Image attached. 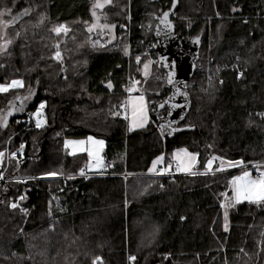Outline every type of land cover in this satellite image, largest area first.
Instances as JSON below:
<instances>
[{
	"label": "trees",
	"instance_id": "16d2710c",
	"mask_svg": "<svg viewBox=\"0 0 264 264\" xmlns=\"http://www.w3.org/2000/svg\"><path fill=\"white\" fill-rule=\"evenodd\" d=\"M2 3L17 13L0 84H22L0 92V113L11 111L0 121V172L28 180L0 183V264H264V202L228 208L226 230L223 196L240 170H206L212 157L264 162V0H179L174 32L199 37L200 47L179 124L192 128L166 138L151 120L128 130L120 111L127 76H140L138 56L154 59L142 90L150 117L168 92L152 33L169 0H111L98 11L92 0ZM93 11L111 31L90 29ZM60 23L73 25L53 33ZM19 92L29 101L18 111ZM41 103L37 127L30 114ZM88 135L104 139L110 166L74 178L86 155L68 153L63 140ZM178 149L195 154L190 173H149L156 157L172 164ZM10 152L17 157L3 170Z\"/></svg>",
	"mask_w": 264,
	"mask_h": 264
},
{
	"label": "rangeland",
	"instance_id": "374dc122",
	"mask_svg": "<svg viewBox=\"0 0 264 264\" xmlns=\"http://www.w3.org/2000/svg\"><path fill=\"white\" fill-rule=\"evenodd\" d=\"M100 3L103 4L102 7H96L94 8V10L96 9L97 11L99 9H102L104 6L108 5L111 0H109V2L105 3L104 0H99ZM97 3V0H92V4ZM2 7H5L4 4L2 3V5L0 6V45H7V41L5 40V31L8 27V25H10L11 22H13L14 20H16V17L14 16L16 13L14 12H10V10L7 8V10H4ZM39 13L41 16H43V12H41L39 10ZM155 15H153L154 18ZM63 25L64 27L59 31H55V29L58 26ZM73 25V23H60V24H56V25H52V32L55 34H61V33H65L68 31V29L70 28V26ZM23 26V25H22ZM108 26V27H106ZM95 27V28H94ZM96 28H106L105 30L107 31H111V27L105 23V21L102 20L101 17H99L98 14L95 15V17H93V22L90 25V29H96ZM110 34V33H108ZM7 47V46H6ZM6 47H3L1 50H5ZM147 54L148 52L145 51ZM143 53L142 55L146 54ZM148 56V55H147ZM139 57V59H137ZM136 58V63L139 64V77L136 78L132 75H128L127 79H126V85H125V91L128 94L131 91H142L143 90V83L144 81L151 75L152 71H154L153 69V58H149V57H144L142 62H141V56H138ZM156 62V61H155ZM147 64V68H145V65ZM10 83H5V84H0V85H10ZM129 89H131V91H129ZM26 96V93L24 92H19V95H15V99L17 103V107L19 109H22L29 101V99ZM19 97V98H17ZM40 106V105H39ZM38 106V107H39ZM155 110V109H154ZM1 112V111H0ZM120 115L123 117L124 113H125V103L123 104V107L120 111ZM32 118L34 119V122L37 126V121L39 120L41 125H43L44 123V118H43V108L41 109L40 113L37 114V109L34 113L31 114ZM0 117H3L2 114L0 113ZM124 118V117H123ZM1 121V120H0ZM92 137L93 140H99V141H103L104 139L99 138V137H95V136H91L88 135L87 137L84 138H65L63 140V148L70 154H76V153H84L86 155V161L84 163V170L87 172H99L102 171V169L104 168V159L102 156V152H103V148H104V143L103 146L100 145H95L92 141H89L88 138ZM69 142L67 145L65 142ZM83 141V143H79ZM83 148L85 149L84 151H79L78 149ZM91 149L93 151V155L90 157L88 154V150ZM8 156V154H7ZM17 157V154L15 152H10L9 156L5 158V166L3 168V170H6L8 168V166L10 165V162L12 160H14V158ZM98 157H99V163H98ZM3 159V158H2ZM1 159V160H2ZM0 160V161H1ZM210 161V159L206 162V170L208 171H214L215 169L217 171H224V170H229V169H239L240 172L237 173L234 177L240 176L243 172L248 171L251 175L252 178H256L258 176V172H257V167L259 166L261 171H264V162H258V161H254V162H250V163H235L237 161H233L232 164H230V161H224V162H216V161H212L211 166H208V162ZM168 168H166V171L162 174L164 175H175L177 173H173L175 172V170H177V165L173 162L172 164H168ZM193 168V166H192ZM191 168V170H192ZM190 170V172H191ZM81 171V170H80ZM80 171L77 173V175H71L72 177H88L89 173H84V174H80ZM190 172H185V173H180V174H186V173H190ZM3 174V172H0ZM5 174H3V178L0 179V183H5L6 182H11V181H21V182H26L28 180V178L26 177H20V176H7L4 177ZM71 177V178H72ZM56 177H54L55 179ZM233 178V177H232ZM232 178L229 181V186H228V192L225 193V195L223 196V205H226L227 207H223V214H224V225H226V220H225V212H227L228 208H231L233 206H235L237 203L243 202V201H249L246 199H239L237 198V195L234 191V186L230 183L232 181ZM22 198V196H18L16 201L10 203V205L12 204H16L18 203V201H20ZM54 203L57 204L58 200L57 198H54ZM251 203H260V202H264V201H260V202H256V201H249ZM58 206L61 208L60 203L58 204ZM32 260V259H31ZM31 264V263H30Z\"/></svg>",
	"mask_w": 264,
	"mask_h": 264
},
{
	"label": "water",
	"instance_id": "95a60500",
	"mask_svg": "<svg viewBox=\"0 0 264 264\" xmlns=\"http://www.w3.org/2000/svg\"><path fill=\"white\" fill-rule=\"evenodd\" d=\"M169 1L171 2L170 7L160 14L153 26L152 33L155 40L153 49L156 54V65L164 70V88L168 92L156 104V112L152 115L151 120L163 138L192 128L179 124L191 108L187 84L196 70L200 47L199 37H180L175 34L172 17L178 7L179 0H176L175 5L172 0ZM165 12H168L167 18L164 17ZM170 78L171 83H169ZM162 110L163 114H160ZM9 113L7 117L11 114ZM160 125H164L163 132L159 129ZM212 158L222 162L218 157Z\"/></svg>",
	"mask_w": 264,
	"mask_h": 264
},
{
	"label": "snow or ice",
	"instance_id": "6c2138e0",
	"mask_svg": "<svg viewBox=\"0 0 264 264\" xmlns=\"http://www.w3.org/2000/svg\"><path fill=\"white\" fill-rule=\"evenodd\" d=\"M104 2L107 3V2H109V0H104ZM172 2H173V5L176 4V0H172ZM102 6H103V4L100 3L99 0H97V3L93 4V9L96 7H102ZM92 15H93V17H95V15H96L95 11L92 12ZM167 16H168V12H165L164 17L167 18ZM170 26L171 25L169 24V27ZM63 27H64L63 25L58 26L55 29V31L59 32ZM106 27H108V26H106ZM196 39H198V38H196ZM3 47H6V44L0 45V49H2ZM125 51H127V49H125ZM54 55H55V58H57V59L60 58L59 52H56ZM137 59H139V57ZM145 68H147V64L145 65ZM171 82L172 81L170 78L169 83H171ZM21 84H22V82L20 80H13L10 85H0V92H5L8 90V88L15 87V86H18ZM109 87H111L110 82H109ZM129 91H131V89H129ZM137 99L141 102V105H140L139 110H138V114H139L140 119H139V122L133 123V125L131 127H143L144 124L148 120L147 112H146V110L143 106V103H142L143 102V96H141ZM43 106H44L43 103H41V105L37 108V114L40 113ZM17 110L19 111L20 109H17ZM114 115H115V113H114ZM261 115H264V113H262ZM0 120H3L4 123H6L7 122V116L5 115L3 117H0ZM40 126H41V123L38 120L37 121V127H40ZM131 127H130V130H131ZM159 129L161 130V132H163L164 125H160ZM168 134L171 135V133H168ZM88 140L92 141L95 145H100V146H103V143H104L103 141L93 140L92 137H89ZM65 143L67 145L69 142L66 141ZM79 143H83V141H81ZM22 148H23V145H21V149ZM78 150L84 151L85 149L80 148ZM179 151L180 152H186L187 150L186 149H180ZM88 154L91 157L93 155V151L91 149H89ZM2 155L3 154L0 153V156H2ZM188 155L191 157V159L188 162H185L182 158L179 157L178 154H174L175 158L178 161L177 171L190 172L191 167L196 162V160H195V154L189 153ZM162 159H163L162 156L157 157V160H154L153 164L155 165L157 163V161L162 160ZM98 163H99V157H98ZM229 163L232 164L233 162H229ZM235 163L242 164L243 161H237ZM211 164H212V161L210 160L208 162V166L210 167ZM256 167H257V172L259 173L256 178H252L248 171L243 172L240 176L232 178V181L230 183L234 186V191L237 195L238 200L239 199H246L249 201H256V202L264 201V171H261L259 166H256ZM152 171H153V168H149V172H152ZM58 174L59 173H56V172H49V173H45L44 175L45 176H56ZM81 174H83V169H81ZM192 174H195V173H192ZM2 175L3 174L0 173V176H2ZM10 206L15 208L17 205L14 203ZM222 207H227V206L222 204ZM22 211H26V210L22 209ZM181 219H184V217H181ZM225 220L227 221V212H225ZM225 229L227 230V224L225 225ZM134 259H135L134 256L129 257V260H134ZM100 260H101L100 257H96L93 260V264H97V261H100Z\"/></svg>",
	"mask_w": 264,
	"mask_h": 264
},
{
	"label": "crops",
	"instance_id": "0c3cea01",
	"mask_svg": "<svg viewBox=\"0 0 264 264\" xmlns=\"http://www.w3.org/2000/svg\"><path fill=\"white\" fill-rule=\"evenodd\" d=\"M141 96H143V102L142 103H143V106H144V108H145V110L147 112V116H148V120L144 124V126H146L148 124V122L151 120V117H150V112H151L150 103L148 102V100H147L146 96L144 95V93L142 91H131V92H129L127 94V97H126V100H125V113L123 115V117L126 120V123H127V126H128V130H130V127L133 125V123L139 122L140 117H139V114H138V110H139V107L141 105V102L137 98H139ZM138 128H142V127H131V130L138 129ZM179 150L180 149L173 151L172 156H171L172 162H174L176 165H177L178 161L175 158L174 154H178L179 157L182 158L185 162H188L191 159V157L188 154L189 153L193 154V153H191L188 150L186 152H180ZM6 156H7V154H6ZM8 156H9V154H8ZM161 156L163 157V155H160L158 157H161ZM154 160H157V157ZM153 161H152V163H151V165L149 167V168H153V171L149 172L150 174H162V173H164L166 171V168L169 167L168 164H166L165 157H163L162 160L157 161V163L155 165L153 164ZM82 169H83V174L84 173H98V172H87V171L84 170V167ZM103 170H104V168L102 169V171ZM102 171H99V172H102ZM148 171H149V169H148ZM173 173L180 174V173H185V172L175 170V172H173ZM80 174H81V171H80Z\"/></svg>",
	"mask_w": 264,
	"mask_h": 264
},
{
	"label": "built area",
	"instance_id": "2783aa9c",
	"mask_svg": "<svg viewBox=\"0 0 264 264\" xmlns=\"http://www.w3.org/2000/svg\"><path fill=\"white\" fill-rule=\"evenodd\" d=\"M236 73H237V75H236L237 77H240L242 75L241 70H237ZM109 166H110V163L107 160H104V168L107 169V167H109ZM2 178H3V176H0V179H2Z\"/></svg>",
	"mask_w": 264,
	"mask_h": 264
}]
</instances>
